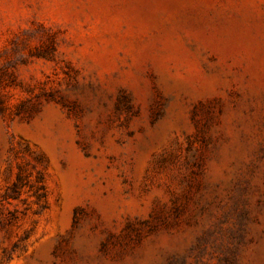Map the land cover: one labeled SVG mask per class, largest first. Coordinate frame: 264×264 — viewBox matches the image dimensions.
Segmentation results:
<instances>
[{
	"label": "rangeland",
	"instance_id": "374dc122",
	"mask_svg": "<svg viewBox=\"0 0 264 264\" xmlns=\"http://www.w3.org/2000/svg\"><path fill=\"white\" fill-rule=\"evenodd\" d=\"M0 264H264V0H0Z\"/></svg>",
	"mask_w": 264,
	"mask_h": 264
},
{
	"label": "trees",
	"instance_id": "16d2710c",
	"mask_svg": "<svg viewBox=\"0 0 264 264\" xmlns=\"http://www.w3.org/2000/svg\"><path fill=\"white\" fill-rule=\"evenodd\" d=\"M21 189L20 177L13 183V185L7 190L6 195L8 197H17Z\"/></svg>",
	"mask_w": 264,
	"mask_h": 264
}]
</instances>
